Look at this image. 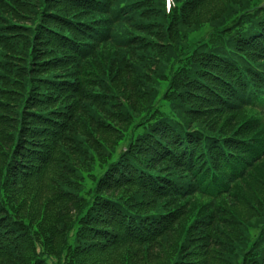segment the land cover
<instances>
[{"label": "trees", "instance_id": "obj_1", "mask_svg": "<svg viewBox=\"0 0 264 264\" xmlns=\"http://www.w3.org/2000/svg\"><path fill=\"white\" fill-rule=\"evenodd\" d=\"M0 264H264V0H0Z\"/></svg>", "mask_w": 264, "mask_h": 264}]
</instances>
